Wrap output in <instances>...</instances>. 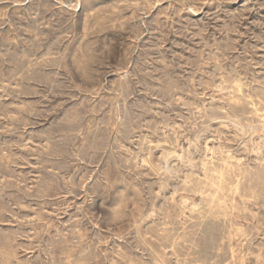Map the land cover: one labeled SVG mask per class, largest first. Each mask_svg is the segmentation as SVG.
I'll return each instance as SVG.
<instances>
[{
  "label": "rangeland",
  "instance_id": "374dc122",
  "mask_svg": "<svg viewBox=\"0 0 264 264\" xmlns=\"http://www.w3.org/2000/svg\"><path fill=\"white\" fill-rule=\"evenodd\" d=\"M263 125L264 0H0V264H264Z\"/></svg>",
  "mask_w": 264,
  "mask_h": 264
},
{
  "label": "bare ground",
  "instance_id": "6f19581e",
  "mask_svg": "<svg viewBox=\"0 0 264 264\" xmlns=\"http://www.w3.org/2000/svg\"><path fill=\"white\" fill-rule=\"evenodd\" d=\"M238 85V84H237ZM251 124V123H250ZM257 129V132H258V138H260L262 141H264V125H263V127H261V128H256ZM220 149V148H219ZM251 149V148H250ZM218 152V151H217ZM223 152H224V150H223ZM232 152V151H231ZM233 154V153H232ZM208 155V154H207ZM222 155V154H221ZM223 155H225V154H223ZM264 155V154H263ZM218 156V155H217ZM223 157V156H222ZM225 157V156H224ZM215 158V157H214ZM229 158V157H228ZM259 158V157H258ZM221 160V159H220ZM223 160V159H222ZM210 161V160H209ZM215 161V160H214ZM224 161H225V159H224ZM234 162H235V160H233ZM227 162H228V159H227ZM231 162V161H230ZM238 162V161H237ZM210 163V162H209ZM214 163V162H213ZM216 163V162H215ZM222 163V162H221ZM264 163V162H263ZM238 164V163H237ZM211 166V165H210ZM224 165H222V167H223ZM235 166V165H234ZM246 166V165H245ZM209 167V166H208ZM241 167V166H240ZM243 167V166H242ZM255 167V166H254ZM259 167V166H258ZM212 168V167H211ZM242 169V168H241ZM248 169V168H247ZM231 170V169H230ZM258 170V169H257ZM204 171H206L205 169H204ZM236 171V170H235ZM243 171V170H242ZM241 171V172H242ZM251 171H252V169H251ZM208 172V171H207ZM216 172V171H215ZM201 173H202V171H201ZM206 173V172H205ZM217 173V175H218V177L219 178H221V176H223L222 175V172L220 171H218V172H216ZM261 173H262V171H261ZM236 174V173H235ZM213 175V174H212ZM230 175H231V173H230ZM239 175V174H238ZM242 175V174H241ZM204 176V175H203ZM214 176V175H213ZM226 176V175H225ZM224 176V177H225ZM261 177H262V175H261ZM208 178V177H207ZM211 178V177H210ZM227 178V177H226ZM230 178V177H229ZM241 178V177H240ZM193 179V178H192ZM205 179V178H204ZM197 180H198V178H197ZM196 181V180H195ZM227 181H228V179H227ZM230 181V180H229ZM228 181V182H229ZM236 181V180H235ZM199 182H200V179H199ZM201 182H203V181H201ZM239 182H240V180H239ZM195 183V182H194ZM216 183V182H215ZM217 183H218V181H217ZM194 185V184H193ZM198 185V184H197ZM218 185V184H217ZM220 185V184H219ZM222 185V184H221ZM200 187V186H199ZM224 187V186H223ZM206 188V187H205ZM220 188V187H219ZM224 188H227V187H224ZM197 189V188H196ZM222 189V188H221ZM198 190V189H197ZM215 190V189H214ZM228 190V189H227ZM204 191V190H203ZM206 191H207V189H206ZM212 191V190H211ZM219 192V191H218ZM228 192H229V190H228ZM227 192V193H228ZM220 193V192H219ZM226 193V194H227ZM207 196V195H206ZM223 196V195H222ZM226 196V195H225ZM206 199H207V197H206ZM200 200H202V199H200ZM207 201V200H206ZM212 201V200H211ZM219 203V202H218ZM222 203V202H221ZM206 204V203H205ZM247 204V203H246ZM248 207V206H247ZM209 209V208H208ZM207 209V210H208ZM212 212V211H211ZM219 212V211H218ZM220 212H222V211H220ZM223 213V212H222ZM210 215V214H209ZM211 215H212V213H211ZM233 220H235V219H233Z\"/></svg>",
  "mask_w": 264,
  "mask_h": 264
}]
</instances>
